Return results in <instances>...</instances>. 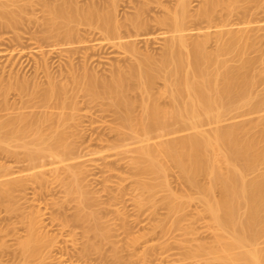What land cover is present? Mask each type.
Instances as JSON below:
<instances>
[{
    "label": "bare ground",
    "instance_id": "bare-ground-1",
    "mask_svg": "<svg viewBox=\"0 0 264 264\" xmlns=\"http://www.w3.org/2000/svg\"><path fill=\"white\" fill-rule=\"evenodd\" d=\"M27 1L0 0L2 26L20 24L26 6H29ZM43 1L47 19L44 15L42 20L47 21L49 32L45 33L46 37L55 36L56 40L70 42L75 30L81 24L86 28L87 24L93 27L92 32L94 28L96 32L98 29L102 34L100 37L107 39L112 46L123 48L128 61L112 64L109 72L99 73L86 63L79 70L71 59L67 73L63 71L67 76L64 82H59L47 65L46 85L20 77L8 81L4 86V96L7 97L8 89L14 86L18 89V99L9 102L6 98L0 109L19 110L13 114L8 110L5 116L0 114V141L10 149L12 141L17 140L14 145L24 146L25 156L32 163L48 155L63 162L72 153L70 136L73 123L78 122L73 109L78 107V96L83 92L88 100L105 104L113 110L121 124L116 126L119 133L122 127H127L132 133L142 135H139L142 139L139 155L134 161L139 172L165 175L172 163L178 166L189 184L200 189L207 212L226 237L220 244L222 254L218 259L221 263L264 264V248L259 245L260 238L264 236V170L248 176L264 162V114L254 119L218 125L207 131L198 129L205 122H220L234 108L247 107L245 111L249 110L245 113L264 108L263 35L257 33L258 24H249L257 22L253 18L254 13L244 19L247 25L239 28L228 27L231 22L227 16L211 42L209 31L200 37L186 31L192 0H178L171 13L163 18L172 33L162 54L155 56L149 51L138 54L140 50L134 40L123 36L125 23L117 14L121 0H90L87 4H80L77 0ZM251 1L228 0L226 4L230 10L242 8L247 11L244 12L246 15L252 11L254 4L251 8L248 6ZM143 4L136 6L138 12L145 8ZM216 5L217 2L211 0L198 9L197 16L212 23ZM138 17L139 14L131 17L136 25ZM45 24L42 23L43 26ZM127 29L131 30L130 27ZM88 54L85 53V59ZM160 79L164 86L157 89ZM260 84L262 87L259 89ZM32 105L43 109L38 112L22 109ZM176 124L195 130L171 138L159 136L156 142H150L155 132L162 136L171 132ZM0 164L2 168L3 164ZM66 168L71 174L66 181L69 190L77 196L82 212L80 217H93V212L87 209L91 196L77 170L70 165ZM201 175L209 179L201 181ZM147 178L143 176L140 184L143 189L152 190L156 183ZM163 179L162 184L169 187L168 178ZM22 180L3 181L6 186H2L0 194H8L9 187L22 183ZM172 190L169 191L168 202L175 209L183 196ZM216 190H219V195H216ZM35 224L36 219H30V228ZM92 229H97L96 221ZM40 239L32 234L23 242L26 255L40 253Z\"/></svg>",
    "mask_w": 264,
    "mask_h": 264
},
{
    "label": "rangeland",
    "instance_id": "rangeland-1",
    "mask_svg": "<svg viewBox=\"0 0 264 264\" xmlns=\"http://www.w3.org/2000/svg\"><path fill=\"white\" fill-rule=\"evenodd\" d=\"M30 1L20 24L6 27L0 22V106L6 98L9 102L18 99V89L14 86L8 89L7 97L4 96L5 83L16 77L29 78L31 82L38 80L46 85L48 70L59 82L66 81L69 66L66 68L71 59L79 70L86 63L99 73L109 72L112 64L128 61L123 48L112 46L107 39L100 37L102 34L98 29L96 32L94 28L92 32L93 27L87 24L89 31L85 24H81L70 42L56 40L55 36L46 37L45 33L49 32L45 24L47 21L42 20L46 16L44 1ZM77 1L87 4L90 0ZM214 1L217 5L213 9L212 23L197 16L198 9L211 0L191 1L186 31L194 37L209 31L212 36L210 41L213 42L227 16L231 22L228 27L239 28L247 23L244 19L254 13L253 18L257 22L249 24H258L257 33L263 35L264 45V0L251 1L248 6L251 8L254 4L252 11L246 15L244 12L247 11L240 7L230 10L226 4L228 0ZM177 2H119L117 14L125 23L122 34L134 40L140 50L138 54L143 55L147 51L155 56L162 54L172 33L163 18L171 13ZM142 4L145 8L138 12L136 6ZM136 14H139L138 25L131 19ZM85 53H89L86 59ZM127 55L130 56L129 53ZM163 86L160 79L157 89ZM261 87L262 84L258 86L259 89ZM242 108L232 109L220 122H205L197 128L207 131L218 125L254 119L264 114V108L248 113H245L249 110L245 111L247 107ZM22 109L38 112L43 108L32 105ZM8 110L12 108L0 109V114L5 116ZM18 110L16 108L9 114ZM73 110L78 115V122L73 123L70 136L72 153L63 162L48 155L32 163L25 156V147L14 145L17 140H14L15 143L12 141L14 146L10 149L0 141V163L6 167H0V190L6 186L3 181L23 179L22 183L9 187L8 194H0V264H223L218 256L222 254L220 244L226 237L207 212L200 189L185 180L178 166L170 163L166 176L151 173L149 176L144 171L139 172L134 161L142 142L140 134L137 136L127 127H122L119 133L116 126L121 124L113 110L105 104L88 100L83 92L78 96V107ZM188 127L176 124L171 132L162 136L155 132L150 142H156L159 136L171 138L195 130ZM173 128L179 129L175 131ZM67 165L77 170L86 192L91 196L87 209L93 212V217H80L82 212L77 196L69 190L66 181L71 178ZM259 165L249 172V177L264 170V162ZM143 176L156 183L152 190L141 186ZM163 178H168L170 188L162 184ZM208 179L206 175L200 176L201 181ZM172 189L183 196L175 209L168 202ZM218 191L216 195H219ZM30 219H36L34 228L29 226ZM95 221L97 229L93 230ZM32 234L41 238L42 245L39 254L28 256L23 242ZM259 245L264 248V236L260 238Z\"/></svg>",
    "mask_w": 264,
    "mask_h": 264
}]
</instances>
